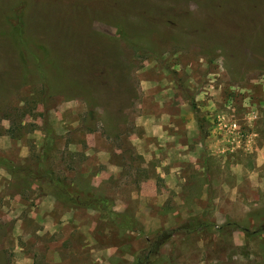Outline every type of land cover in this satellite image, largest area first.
Masks as SVG:
<instances>
[{
  "label": "rangeland",
  "instance_id": "1",
  "mask_svg": "<svg viewBox=\"0 0 264 264\" xmlns=\"http://www.w3.org/2000/svg\"><path fill=\"white\" fill-rule=\"evenodd\" d=\"M18 6L29 69L10 35ZM263 105L264 0H0V160L11 167L0 164V264H133L166 232L153 264H264V193L220 169L254 155H217L206 189L188 166L180 204L162 179L159 198L140 197L144 175L176 164L178 142L194 148L185 121L236 147ZM42 165L47 189L58 179L139 226L57 202L27 174Z\"/></svg>",
  "mask_w": 264,
  "mask_h": 264
},
{
  "label": "crops",
  "instance_id": "2",
  "mask_svg": "<svg viewBox=\"0 0 264 264\" xmlns=\"http://www.w3.org/2000/svg\"><path fill=\"white\" fill-rule=\"evenodd\" d=\"M166 119H170V116H163V118H161L160 121L163 124L162 126H164V124L166 123ZM256 119L257 120L255 123H253V125L254 127H257V131L253 130L252 133H246V135L244 136L245 140L241 144H238V146L236 147H227L225 145L222 146V144L219 145L217 137L212 130L209 131V133L202 132L203 127L201 126L202 121L200 119L192 117L188 123L185 121V129H187L189 133L193 134L194 148L193 145H179L178 142L176 164L171 158L167 159V161L165 160L158 164V167H155L154 171H156V175L152 176L150 174H146L142 177V190L140 192L141 199H143L144 201H151L155 198H159L157 182L158 179H162L165 185V190H163V193L165 192L164 196L168 198L169 195H173V200L177 204L184 202L186 197L182 195V192L186 187L185 183L191 180L192 176L188 171V166L191 165H193L192 167L197 173V178L205 181V184L203 185L205 186L204 189H206L208 186L210 187L212 183L214 187H216L217 184L213 182L216 177L213 176L212 172L218 170L216 166L217 164L215 163L217 155H219L220 153H230L226 155H233L232 153H237L240 151L243 152V154L247 153L254 155L253 166H247L243 163L225 162L223 166H220V169L225 172L229 170L233 171L234 173H248V187L257 188L259 191H262V193H264V115L257 116ZM178 122L179 124L183 123V121L180 119H178ZM163 133L167 134V137L163 141L165 145L173 143H166L167 139L168 141H174L177 138L174 134H170L168 131L163 130ZM145 153L146 155H144L146 156V161L148 162L146 163L145 168L149 169L152 154L148 152ZM155 161H157V158ZM205 161H208L207 164ZM109 177H111V174L109 175ZM206 178H209L211 183L208 182ZM225 182L227 185H229L227 179ZM239 185L243 187L244 182L243 184ZM233 193L234 198H230L232 202L235 201V195H237L234 191ZM181 195L183 197H181ZM244 197L245 196L242 193V198ZM211 203H216V200L215 202ZM246 246L247 244L245 243L237 244V247Z\"/></svg>",
  "mask_w": 264,
  "mask_h": 264
},
{
  "label": "trees",
  "instance_id": "3",
  "mask_svg": "<svg viewBox=\"0 0 264 264\" xmlns=\"http://www.w3.org/2000/svg\"><path fill=\"white\" fill-rule=\"evenodd\" d=\"M15 15L12 18L11 22V32L10 35L15 40V46L16 48H20L21 46H25L26 49L28 47V40L24 44H19L20 41L24 42L26 37V32L23 29L25 27L24 24V12L25 8L24 6H18L13 9ZM12 11V12H13ZM124 29L123 27H121ZM124 36V32L121 37ZM19 46V47H18ZM23 46V47H24ZM25 47L23 50V54H20V58L23 61V64L27 69H29L30 61L27 57H25L26 53ZM39 51L45 52V55L48 57L49 51L45 47H38ZM33 51V50H32ZM34 52V51H33ZM36 54V53H35ZM33 53V57L35 58L36 65H41L39 57ZM5 164L6 167L8 164L7 160H0V164ZM2 164V165H3ZM4 166V165H3ZM9 169L11 167H8ZM51 171L44 167L40 168V170H37L36 173H33L32 171H28L27 174L29 178H31L33 181H35L38 185L41 191L53 196L57 202L62 203L63 205L75 209H91L98 211L101 213L102 218L109 219L112 221L115 225H118L120 228L123 229H135L139 226V223L136 220H131L129 216L124 214H119L113 210V203L108 201L105 198L100 197H92V196H85L82 193L71 191L66 184H64L62 181L54 178H48L47 182L50 186V189H47L42 183V179L46 176H51ZM176 234V233H174ZM172 237L171 233H163L161 234L157 239L148 241L149 248L146 249L145 252L141 254H137L135 257V261L133 264H153L157 259L160 258V252L161 249L165 246L166 242Z\"/></svg>",
  "mask_w": 264,
  "mask_h": 264
}]
</instances>
